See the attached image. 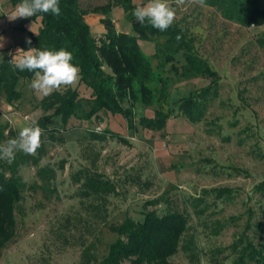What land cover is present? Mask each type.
<instances>
[{"label":"rangeland","instance_id":"obj_1","mask_svg":"<svg viewBox=\"0 0 264 264\" xmlns=\"http://www.w3.org/2000/svg\"><path fill=\"white\" fill-rule=\"evenodd\" d=\"M113 1L80 0V5L88 9ZM132 1L137 6L147 3ZM173 7L175 22L220 75L218 97L209 102L203 120L189 122L175 104L208 83L199 77L173 85V111L161 130L139 125L140 116L153 115L150 106L140 104L134 108V130L123 117L109 113L100 112L90 121L70 118L64 125L55 117L54 126L42 129L37 164L19 169L26 186L15 210V236L0 249V264H80L87 247L96 257L91 264H99L117 238L108 230L110 224L121 223L125 216L138 220L152 210L189 216L184 238L192 241L191 257L180 249L169 257L170 264H231L234 256L228 246L248 222L252 241L264 243V192L255 189L264 181V56L255 42L264 25L244 28L208 5L177 6L173 0ZM12 10L8 0H0L1 59L8 50L12 59L17 49L31 48L27 33L17 30L23 18L10 21L5 15ZM110 18L116 31L133 33L120 6L112 8ZM85 19L92 29L95 24L105 29L101 15L89 12ZM28 28L37 31L34 23ZM138 43L146 54L156 50L154 41ZM30 82L21 81L22 97L12 105L0 94L4 136L10 129L17 136L41 115L37 104L45 96L34 93ZM106 126L121 139L109 134L92 139V131L102 133ZM42 166L53 167L54 174L41 177L37 170ZM94 174L109 179L115 192L104 198L86 196L82 183ZM222 186L235 190L232 198L203 193Z\"/></svg>","mask_w":264,"mask_h":264},{"label":"trees","instance_id":"obj_2","mask_svg":"<svg viewBox=\"0 0 264 264\" xmlns=\"http://www.w3.org/2000/svg\"><path fill=\"white\" fill-rule=\"evenodd\" d=\"M8 1L12 12L21 2ZM116 5L123 9L130 21L132 34L115 30L110 12ZM206 5L225 20L244 28L264 25V0H206ZM59 6V16L37 13L23 18L17 26L20 33L25 32L29 36L31 48L68 50L73 53L72 63L81 70V78L74 87L62 88L38 100L41 115L33 126L47 131L50 125L54 126L55 117L64 125L70 118L90 121L102 112L123 117L127 127L134 130V108L140 104L150 106L153 115L140 116L139 125L148 130H161L173 111L169 107L173 85L178 80L197 77L209 81L178 98L175 104L189 122L203 120L209 102L218 97L220 75L197 53L192 38L177 22L163 32L151 25H141L131 15L137 7L132 0H114L88 9L80 5V0H59ZM89 12L102 16L103 36L91 31L85 19ZM32 23L37 25L35 32L28 28ZM177 35L181 36L179 41ZM138 40L154 41L155 52L146 54ZM255 42L264 56V33L256 37ZM8 51L0 58V94L4 95L5 103L12 105L22 97L21 81H31L34 73L15 69ZM5 127L0 125V144L17 137L11 129L4 136ZM107 134L112 138L122 137L107 126L102 133L92 131L91 137L102 140ZM38 159V154L27 155L17 151L11 163L0 160V249L15 236V210L26 186L19 169L26 164L36 165ZM46 173L53 175L54 168L42 166L37 170L41 177ZM82 185L86 196L96 194L104 198L116 190L109 179L99 174L88 176ZM255 189L264 192V181L259 182ZM234 191L222 186L204 189L203 193H213L223 200L232 198ZM142 216L138 220L125 216L121 223L110 224L108 230L117 238L110 242L99 264H170L169 257L180 249L191 257L192 241L184 238L189 222L186 213L168 210L158 214L152 210ZM251 228V224L246 223L228 246L234 256L231 264H264V243L252 241L248 235ZM80 261V264L96 261L89 247L84 248Z\"/></svg>","mask_w":264,"mask_h":264},{"label":"clouds","instance_id":"obj_3","mask_svg":"<svg viewBox=\"0 0 264 264\" xmlns=\"http://www.w3.org/2000/svg\"><path fill=\"white\" fill-rule=\"evenodd\" d=\"M175 5H198L206 7V0H174ZM37 13H51L59 16L61 9L59 0H21L11 14H5L10 21L17 18L33 17ZM141 25H151L161 32L169 29L177 18V8L173 0H147V3L137 6L131 13ZM176 39H181L177 35ZM29 45L31 40L26 41ZM0 47L3 44L0 43ZM73 53L63 48L59 50L29 48L17 49L10 63L15 69L34 73L29 87L40 96L51 95L61 88H69L78 84L80 68L73 64ZM43 130L39 126H25L18 131L15 138L0 144V160L11 163L17 151L27 155H35L41 146Z\"/></svg>","mask_w":264,"mask_h":264},{"label":"crops","instance_id":"obj_4","mask_svg":"<svg viewBox=\"0 0 264 264\" xmlns=\"http://www.w3.org/2000/svg\"><path fill=\"white\" fill-rule=\"evenodd\" d=\"M90 25V24H89ZM91 27V26H90ZM100 26H96V24L94 25V29H96L98 32H96V30H94V29H92V27H91V31L93 32V33H95L97 36H103V34L105 33L104 31H105V29H103V28H99Z\"/></svg>","mask_w":264,"mask_h":264}]
</instances>
